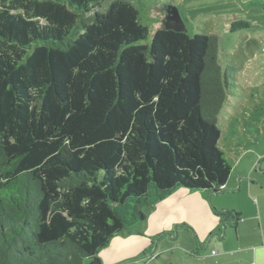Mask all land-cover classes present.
<instances>
[{
  "label": "trees",
  "instance_id": "obj_1",
  "mask_svg": "<svg viewBox=\"0 0 264 264\" xmlns=\"http://www.w3.org/2000/svg\"><path fill=\"white\" fill-rule=\"evenodd\" d=\"M104 1L0 0V264H87L144 208L230 173L217 36L145 43L138 8Z\"/></svg>",
  "mask_w": 264,
  "mask_h": 264
},
{
  "label": "crops",
  "instance_id": "obj_2",
  "mask_svg": "<svg viewBox=\"0 0 264 264\" xmlns=\"http://www.w3.org/2000/svg\"><path fill=\"white\" fill-rule=\"evenodd\" d=\"M251 23V39L259 48L264 45V3L255 7ZM252 56L264 57V52L253 51ZM263 80L264 77H256L248 82L250 88L256 89L254 94L250 93L255 98L252 109L256 115L248 119L234 116L229 152L221 149L231 164L224 184L218 190L179 187L161 199L153 227L157 240L152 252L157 257L167 253L173 257L174 253L183 252L195 257L199 264H264ZM227 102L232 105L229 95ZM232 106L238 111L236 105ZM222 209L234 211L239 220L227 221L221 227L217 211ZM133 236L126 230L114 235L98 253L100 264H121L137 257L140 252ZM206 259L210 261L205 262Z\"/></svg>",
  "mask_w": 264,
  "mask_h": 264
},
{
  "label": "rangeland",
  "instance_id": "obj_3",
  "mask_svg": "<svg viewBox=\"0 0 264 264\" xmlns=\"http://www.w3.org/2000/svg\"><path fill=\"white\" fill-rule=\"evenodd\" d=\"M110 1L112 0H105L103 6H106ZM129 1L138 8L141 22L149 28L148 35L142 42L149 43L154 30L163 25L164 8L167 4H170L169 2L177 7L188 34L205 33L217 36V62L227 78V97L229 95L230 103L236 105L238 109V111H235L233 106H230L226 101L217 117V126L221 130L218 146L227 152L235 126L234 116L238 119L241 117L248 119L256 115L252 109L255 98L250 95L251 91L254 94L256 89L250 88L249 83L255 81L256 77L257 79L264 77V57L253 58L252 56L253 51L264 52V45L258 48L253 42L251 39L253 29L249 28L250 26L231 30V24L236 20H243L248 22L249 25L252 24V13L257 5L264 3V0ZM262 32L264 33V29H262ZM255 71L256 73H254ZM161 203L160 200L148 208H144L145 219L126 230L128 234L133 233L136 237L138 235V238L133 236V239H137V251L140 253L134 259L121 264H199L195 257L183 252L179 255L174 253L173 257L168 253L162 257H157L152 252L157 240L156 235H154L156 231L153 228L155 227L154 215ZM104 247L98 250L96 256L101 253ZM204 261L208 262L210 260L206 259Z\"/></svg>",
  "mask_w": 264,
  "mask_h": 264
},
{
  "label": "water",
  "instance_id": "obj_4",
  "mask_svg": "<svg viewBox=\"0 0 264 264\" xmlns=\"http://www.w3.org/2000/svg\"><path fill=\"white\" fill-rule=\"evenodd\" d=\"M165 15L163 18V26L166 29H172L176 31L185 30L184 21L175 5L167 4L164 8ZM225 227V225H223ZM90 260L88 264H100V260L97 256L88 257Z\"/></svg>",
  "mask_w": 264,
  "mask_h": 264
}]
</instances>
